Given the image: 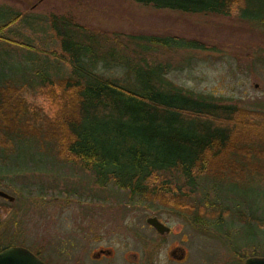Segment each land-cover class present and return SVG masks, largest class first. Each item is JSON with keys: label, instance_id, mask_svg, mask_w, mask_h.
<instances>
[{"label": "trees", "instance_id": "trees-1", "mask_svg": "<svg viewBox=\"0 0 264 264\" xmlns=\"http://www.w3.org/2000/svg\"><path fill=\"white\" fill-rule=\"evenodd\" d=\"M132 1L182 14L235 16L264 31V0ZM92 37L68 16L39 19L0 5V47L8 60L0 69V175L20 167L21 157L31 161L53 154L77 162L101 186L192 212L196 222L200 215L215 218L220 226L222 214L230 211L223 197L207 194L219 185L250 186L255 178L264 188V110L185 91L166 79L164 65L143 56L132 53L130 61L109 52L91 54L84 42ZM139 37L148 43L147 51L205 48L196 40ZM44 39H49L46 46ZM134 53L144 51L137 47ZM16 58L18 66L7 64ZM111 65L123 69L121 80L100 72ZM26 86L45 99L44 108L25 99ZM186 186L198 195L186 192ZM237 205L236 218L249 227L264 226L251 205Z\"/></svg>", "mask_w": 264, "mask_h": 264}, {"label": "rangeland", "instance_id": "rangeland-1", "mask_svg": "<svg viewBox=\"0 0 264 264\" xmlns=\"http://www.w3.org/2000/svg\"><path fill=\"white\" fill-rule=\"evenodd\" d=\"M0 5L39 19L68 16L93 34L92 41L84 42L91 54L109 52L112 58L130 61L143 56L148 63L164 65L166 79L185 91L220 104L264 110V31L251 22L158 10L132 0H0ZM139 36L196 40L205 48L155 46L147 51L148 43ZM42 43L46 46L49 39ZM137 47L144 53L135 54ZM19 58L7 64L18 66ZM4 61L0 47V69ZM100 72L116 80L123 76L118 65ZM23 95L35 107H45V99L33 88L27 87ZM41 155L31 161L21 157L20 167L0 175V189L14 197L12 202L0 197V249L23 246L48 264H176L168 254L175 246L188 251L183 264H243L245 258L264 257V226L249 227L234 216L235 205L245 203L255 217L264 219V188L256 178L250 186L219 185L207 194L223 197L230 211L222 214L225 222L220 226L215 218L200 215L196 222L192 212L130 198L126 191L97 184L77 162ZM183 188L198 195L191 186ZM240 207L248 213L245 205ZM149 216L166 222L171 233L155 232L145 222ZM100 248L113 249L114 257L92 261Z\"/></svg>", "mask_w": 264, "mask_h": 264}, {"label": "water", "instance_id": "water-1", "mask_svg": "<svg viewBox=\"0 0 264 264\" xmlns=\"http://www.w3.org/2000/svg\"><path fill=\"white\" fill-rule=\"evenodd\" d=\"M0 197L12 202L14 197L0 189ZM146 224L153 227L157 233L163 234L169 231V227L161 222L156 216L145 219ZM100 253L110 254L111 250H102ZM0 264H46L33 252L23 246L12 245L0 250ZM243 264H264V257H248Z\"/></svg>", "mask_w": 264, "mask_h": 264}, {"label": "flooded vegetation", "instance_id": "flooded-vegetation-1", "mask_svg": "<svg viewBox=\"0 0 264 264\" xmlns=\"http://www.w3.org/2000/svg\"><path fill=\"white\" fill-rule=\"evenodd\" d=\"M157 217V216H156ZM158 218V217H157ZM159 219V218H158ZM160 220V219H159ZM161 221V220H160ZM163 222V221H161ZM165 225L166 222H163ZM148 225V224H147ZM150 228L154 229L153 227H151L150 225H148ZM168 226V225H167ZM169 227V226H168ZM154 231L156 232V230L154 229ZM170 234L171 233V228L169 227V231L168 232H164L163 234ZM159 235H162L160 233H158ZM102 250H107L105 248H100L97 252L93 253L91 255V260L92 261H101L103 259H110V258H113L114 257V250L112 249H109L111 250V253L110 254H104V253H100ZM35 254V253H34ZM171 257L170 261H172L173 263H176V264H183L184 262L187 261L188 259V251L186 249H183L182 247H178V246H175L173 248L172 251H170L168 253ZM36 255V254H35ZM246 259V258H245ZM244 259V260H245ZM46 264H48L45 260H43ZM244 262V261H243ZM76 264H81V263H76Z\"/></svg>", "mask_w": 264, "mask_h": 264}]
</instances>
